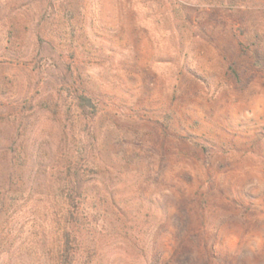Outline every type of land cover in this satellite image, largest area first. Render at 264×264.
<instances>
[{
	"label": "rangeland",
	"instance_id": "rangeland-1",
	"mask_svg": "<svg viewBox=\"0 0 264 264\" xmlns=\"http://www.w3.org/2000/svg\"><path fill=\"white\" fill-rule=\"evenodd\" d=\"M0 227V264L67 227L74 264H264V0H0Z\"/></svg>",
	"mask_w": 264,
	"mask_h": 264
},
{
	"label": "trees",
	"instance_id": "trees-1",
	"mask_svg": "<svg viewBox=\"0 0 264 264\" xmlns=\"http://www.w3.org/2000/svg\"><path fill=\"white\" fill-rule=\"evenodd\" d=\"M74 99H75V104L82 110L88 107H92V106L95 107L93 98L83 89L81 90V93L77 92ZM69 205H70V209H69L70 218L69 219H73V221L70 223L71 224L70 228H72V230L74 231L77 229V226L80 227L82 225V223L77 221V219L75 218V216L78 214L79 206L74 204L73 201ZM68 230L69 229L67 227L65 229V235H64L65 238H64L63 245L61 249L59 250V259H61L62 264H74V262L76 261L75 253L73 252V249H72L73 240L71 238V231L69 232ZM5 244H6V237L3 231L0 230V247L4 246Z\"/></svg>",
	"mask_w": 264,
	"mask_h": 264
}]
</instances>
